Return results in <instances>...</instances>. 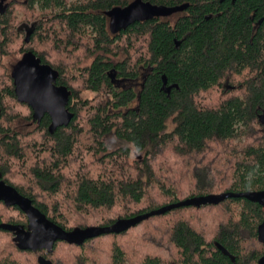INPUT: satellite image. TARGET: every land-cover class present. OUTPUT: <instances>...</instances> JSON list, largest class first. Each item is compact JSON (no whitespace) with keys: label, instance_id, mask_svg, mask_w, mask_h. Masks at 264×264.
Instances as JSON below:
<instances>
[{"label":"trees","instance_id":"trees-1","mask_svg":"<svg viewBox=\"0 0 264 264\" xmlns=\"http://www.w3.org/2000/svg\"><path fill=\"white\" fill-rule=\"evenodd\" d=\"M131 1H12L0 12V71L12 46L22 54L4 82L0 75V181L66 231L112 226L194 197L264 190V0H143L188 8L112 34L106 12ZM20 5L34 15L24 28L12 19ZM44 48L54 54L83 51L91 63L78 67L80 91L105 96L104 101L83 99L67 66L52 61ZM121 50L126 58L118 60ZM29 53L51 66L57 85L71 92L74 119L54 134L48 115L26 136L1 124L7 100L33 118L30 106L18 102L13 83ZM233 78L240 79L241 95L234 86L217 103H206ZM121 81L126 84L116 86ZM16 116L9 115V122ZM170 119L175 128L168 132ZM112 133L140 158L132 159L130 148L107 153L105 138ZM173 169L184 174L180 181L171 176ZM217 209L225 212L218 224ZM263 214L257 203L235 198L182 207L82 245L58 242L53 253L21 251L12 243L13 233L0 229V264H39L38 256L51 264H170V255L175 264H233L218 246L236 264H257L264 254L256 232ZM4 223L27 226L28 220L19 207L0 202ZM250 241L263 250L249 253Z\"/></svg>","mask_w":264,"mask_h":264},{"label":"water","instance_id":"water-1","mask_svg":"<svg viewBox=\"0 0 264 264\" xmlns=\"http://www.w3.org/2000/svg\"><path fill=\"white\" fill-rule=\"evenodd\" d=\"M4 1H0V11ZM187 8L188 5L167 7L154 5L143 0H134L125 7H115L107 11L106 16L110 19L112 34H118L136 23L150 21L154 18L170 17L175 13L184 12ZM29 38L30 36H27V42H29ZM57 81L58 73L51 66L43 64L33 53L26 54L13 73V83L18 102L30 106L33 110V120L39 124L46 115L50 116L52 121L50 132L52 134L59 128L68 127L74 119V114L68 109L71 92L65 86H58ZM171 89V87H167L165 82L164 90L169 93ZM232 198L246 199L264 207V190L240 193L227 192L190 198L147 214L119 220L112 226L66 231L50 221L34 206L32 200L21 195L6 182L0 181V202H3L7 207H19L28 220L27 227L21 224L4 223L0 224V229L14 234L13 241L21 251L38 252L45 250L48 253H53L58 242L82 245L87 240L101 235L120 234L153 216H160L178 208L219 205ZM259 241L264 242V222L259 227ZM219 248L235 261L223 247L220 246ZM39 264H51V262L40 257ZM259 264H264V256L259 260Z\"/></svg>","mask_w":264,"mask_h":264},{"label":"rangeland","instance_id":"rangeland-1","mask_svg":"<svg viewBox=\"0 0 264 264\" xmlns=\"http://www.w3.org/2000/svg\"><path fill=\"white\" fill-rule=\"evenodd\" d=\"M12 1H15L19 4H23L24 2L26 3V0H5L2 7H1V11L0 12H3L5 10V7L11 3ZM133 1V0H132ZM131 1V2H132ZM34 15L31 11H25L24 8L20 5L18 7H15L14 8V13L12 12V19H17L16 22H14V26H21V28H24L25 26L23 25V22H28L29 19H33ZM23 25V26H22ZM33 24H29V26H32ZM140 48V47H139ZM12 50L10 52V54L8 56H6L5 58H3L2 60V66H3V69L0 71V75H1V78H2V81L4 82V77H6L7 73L10 75L11 74V71H12V68L15 64L18 63L19 59L22 58V54L19 52V46H12L11 49ZM44 50H46L47 52H49V57L52 61L54 62H61L63 64H65L69 70V73H70V76L71 77H75V88L76 90H82V84H81V81H80V74L78 72V67H83V66H87L91 63V60H88V59H83V51H78L77 49L75 50H70L68 52H65L64 54H62L61 52H56V54H54L52 51L51 48H44ZM43 50V51H44ZM52 50V51H51ZM130 54H133V56L136 57V51H130ZM125 59L126 58V53L124 51H120V55L118 57V60H121V59ZM83 59V60H82ZM82 60V61H80ZM247 75H250L249 72L246 73ZM245 74V76H246ZM234 77V76H233ZM240 79L239 78H233L231 79V81L229 83H226L225 81H223V87H220L217 89V91L213 92L212 93V97H206L205 101L207 104H215L217 103V99H219V95L220 93L224 90V91H231L232 87H234L233 91L235 92L236 95H241L243 93V91L241 89H239V85L236 86V82L239 81ZM138 85L136 86V90L138 91L140 89V84L142 83L141 80H138L137 81ZM126 84V82H123L121 81L120 83H116V86L118 87H123L124 85ZM80 95L83 99H88L90 100L91 102H94V101H98V102H101V101H104L105 99V96H101V95H97L93 92H90V91H80ZM221 97V96H220ZM207 99L211 102H208ZM5 104H6V108H8L9 111L8 114H7V118H5L6 120H3L1 124L3 123H7L8 126H11L12 129L14 131H18L19 133L23 134V136H26L28 134H30L31 132H33V130L35 129V126H36V121L33 120L32 118V115L31 117L30 116H26V112L27 111H24L20 106L14 104V102L12 101H5ZM9 106V107H8ZM137 104H133V107H136ZM16 115V118L15 120H11V122H9V115ZM175 128V123L172 119H170L167 123V130L168 132H171L173 129ZM105 144H106V147H107V153L109 152H113L119 148H130L131 150V154H132V159H139L141 155H139L137 153V151L130 145V144H127L126 142L118 139L115 134H110L108 135L106 138H105ZM175 170L173 169L170 174L173 178H177L179 180L177 181H180L182 179V175L174 172ZM167 174V173H166ZM16 182H19L20 181V178L19 177H16L15 178ZM182 185V184H181ZM213 195V194H212ZM224 211L222 209H217L216 212H214L215 214V218H216V223H217V216H221L222 214L224 215ZM173 218H170V221L172 220ZM168 219L164 220L163 221V224L165 225H170V223H167ZM216 223L212 224L209 226V229L214 232L215 231V227H216ZM218 224V223H217ZM16 225V224H15ZM209 230V231H210ZM211 234V232H210ZM208 235V234H207ZM209 236V235H208ZM207 236V237H208ZM249 237V236H248ZM14 239V235L11 237V240H12V243L14 244L15 242L13 241ZM253 241H250L249 244L247 245V248H248V251L249 253H252V249L257 247L259 249H262L263 250V246L261 247L260 245L256 244V242L252 243ZM252 244L254 245V247H252ZM15 247H17L16 244H14ZM105 248V245L103 244H100L98 245V249L99 251H102L103 249ZM4 250H6L5 254H7V251L10 252V250L8 248H3ZM167 260L170 264H175V257L170 255L167 257Z\"/></svg>","mask_w":264,"mask_h":264},{"label":"flooded vegetation","instance_id":"flooded-vegetation-1","mask_svg":"<svg viewBox=\"0 0 264 264\" xmlns=\"http://www.w3.org/2000/svg\"><path fill=\"white\" fill-rule=\"evenodd\" d=\"M1 1V0H0ZM2 7V6H1ZM138 82H136V84H135V86H137L138 84H137ZM141 85V84H140ZM137 88V87H136ZM141 88V87H140ZM140 90V89H139ZM259 205V204H258ZM259 206H261V205H259ZM261 208H262V210H263V212H264V207L263 206H261ZM263 216H264V214H263ZM263 222H264V217H263V219H262V221H261V223L260 224H258V226H257V230H256V232H257V237H258V240H259V227L261 226V224H263ZM28 225V224H27ZM27 227V226H26ZM14 235V234H13ZM263 245H264V242H261ZM220 246H218V248H219ZM220 249V248H219ZM221 250V249H220ZM222 251V250H221ZM223 252V251H222ZM225 254V253H224ZM227 256V255H226ZM264 256V254L258 259V261H257V264H259V260L262 258ZM40 257H43V256H38V260L40 259ZM229 257V256H228ZM230 258V257H229ZM232 260V259H231ZM232 262H233V264H236V262L234 261V260H232Z\"/></svg>","mask_w":264,"mask_h":264}]
</instances>
